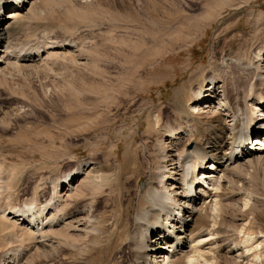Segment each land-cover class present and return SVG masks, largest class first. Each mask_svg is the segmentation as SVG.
<instances>
[{
  "label": "rangeland",
  "instance_id": "obj_1",
  "mask_svg": "<svg viewBox=\"0 0 264 264\" xmlns=\"http://www.w3.org/2000/svg\"><path fill=\"white\" fill-rule=\"evenodd\" d=\"M219 7L225 8L218 18ZM11 29L1 43L15 44V51L53 42L67 43L68 51L44 53L32 67L12 61L0 78V203L39 206L78 164L94 162L104 168L102 189L67 199L65 207L92 202L95 222L87 237L31 254L30 264H118L115 253L131 218L149 205L158 175L170 167L169 154L183 155L202 142V134L185 135L197 123L183 112L194 92L219 73L233 97L248 96L264 55V0H42ZM261 82L257 94L264 97ZM248 107L252 116L256 109ZM201 115L208 125L212 114ZM216 126L208 130L217 135ZM170 131L181 138L170 141ZM230 178L218 219L205 222L218 237L216 255L226 258L220 264H245L252 258L235 260L239 251L232 248L243 250L254 239L264 264V159L231 170ZM5 223L0 219L1 251L16 246L12 236L20 235ZM184 259L179 255L177 264Z\"/></svg>",
  "mask_w": 264,
  "mask_h": 264
},
{
  "label": "bare ground",
  "instance_id": "obj_2",
  "mask_svg": "<svg viewBox=\"0 0 264 264\" xmlns=\"http://www.w3.org/2000/svg\"><path fill=\"white\" fill-rule=\"evenodd\" d=\"M41 1L0 0V78H6L12 61L14 63L21 61L23 67H32L36 61L47 58V55L56 48H65L64 50L68 51L67 43L61 45L53 42L42 50L35 49L28 52H18L19 49L15 51L12 47L15 44L11 45L12 43L8 41L5 45L1 43V34L10 33L12 24L17 19H21L32 11L36 12ZM10 8L13 9L7 11L2 17L4 15L2 13ZM219 8L218 18L225 7ZM44 53L47 55L45 56ZM261 55L263 54L259 56L262 62H260L261 70L257 69L258 64L254 66L257 69L256 77H252L253 83L247 97L242 96L245 93L242 95L237 93L233 97L229 85L225 82H221L220 85V77L217 76L219 73H215L208 77L207 87L194 92L196 100L190 105V109L184 110L183 108V112L192 116L197 122L196 126L189 128L185 135L202 134V142H196L194 148L192 147L193 149L183 155L169 154L170 167H167L166 172L157 173L159 174V185L150 193L147 200L149 205L141 212L136 209L135 217L131 218L132 228L128 232V237L120 244L121 249H117L115 253L117 258H121L118 264H177L179 255L185 257V264H220L223 259H226L222 254L216 255V249H219L217 248L218 237L205 222L207 218H213L214 221L218 219L222 207L220 192L226 188L224 181L232 180L231 170L242 164H251L264 159V97L257 94V92L262 93L259 90L262 88H260L261 81L264 80V55L262 57ZM242 63L240 62V65ZM250 102L256 109L253 110L252 116L250 113L247 114ZM242 105L246 107L245 110H248L244 116L241 110ZM223 110L225 114L219 112ZM204 113H207V116L212 114L207 117L208 125L200 120L205 119L202 115L200 116ZM257 113L260 114L257 115ZM214 125L220 127L217 135L214 131L208 130V128H215L212 127ZM170 132L167 138L170 141H177L181 138L179 132ZM16 142L19 143L20 140ZM225 146V152L222 153L221 149ZM97 166L94 162L87 161L84 165L78 164L77 168L71 170L59 182L56 179L58 184H55L54 194L51 193L53 197L49 196L51 199L39 206L35 205L37 202L32 200L35 206L14 207L12 205L3 206L4 203H0V219L7 223L2 227L6 230L9 226H13V229L16 227L20 230V235L12 236L18 242L16 246L0 250V264H30L31 254L41 252L43 255L49 250H58L64 245L62 241L68 243L70 241L71 244L73 239L81 240L82 237H87L89 227L95 222L92 202L69 210L65 207L67 199L85 196L90 190L94 194L100 188L102 189L104 168ZM205 232L207 233L202 235ZM12 233L10 235H13ZM253 242L254 239H251L244 243L243 250L240 248L235 250L233 247L232 252L239 251L233 258L236 260L249 255L248 258L252 259H248L249 262L245 264H263L259 251L260 242L256 245ZM206 244L208 247L202 248ZM79 260L81 262V259Z\"/></svg>",
  "mask_w": 264,
  "mask_h": 264
}]
</instances>
